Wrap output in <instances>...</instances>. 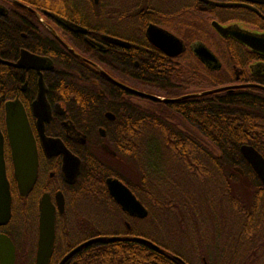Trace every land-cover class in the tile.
Segmentation results:
<instances>
[{
  "label": "flooded vegetation",
  "instance_id": "1",
  "mask_svg": "<svg viewBox=\"0 0 264 264\" xmlns=\"http://www.w3.org/2000/svg\"><path fill=\"white\" fill-rule=\"evenodd\" d=\"M207 1L234 6H213L202 0H0V131L11 194V217L0 226V264H38L43 198L55 213L53 252L46 264H87L90 260L93 264L90 256L98 251L91 248L93 244L66 258L78 245L94 238L71 226L72 194L84 160L123 158L118 143L128 140L130 106L176 123L189 137L204 143L207 139L195 134L176 112L188 109L185 101L212 95L195 96L215 89L204 88V82L216 76L226 79L221 87H232L223 91L264 92V54L231 36H221L213 26H231V31L264 39V2ZM152 27L175 37L182 50L172 55L180 48L167 46L165 51L154 46L147 37ZM156 29L152 30L159 32ZM201 48L215 61L199 59L195 52ZM69 58L83 66L81 73L72 69ZM195 81L199 85L194 88ZM14 100L24 109L38 158L37 180L25 197L19 195L13 176L5 126L4 104ZM65 152L71 168L79 161L72 181L63 171ZM237 171L243 175L242 170ZM106 192L109 197L107 188ZM109 198L121 215L136 219ZM123 226L130 229L127 220ZM72 235L82 239L73 247L71 242L76 239ZM114 236L140 237L129 233ZM113 252V247L107 249L108 264H114ZM171 256L174 259V253ZM203 263L207 264L205 259Z\"/></svg>",
  "mask_w": 264,
  "mask_h": 264
},
{
  "label": "trees",
  "instance_id": "2",
  "mask_svg": "<svg viewBox=\"0 0 264 264\" xmlns=\"http://www.w3.org/2000/svg\"><path fill=\"white\" fill-rule=\"evenodd\" d=\"M68 63L75 72L83 71L70 58ZM225 84V78L213 76L203 87L216 89ZM198 85L195 81L193 86ZM184 104L188 109L176 112L207 142L189 137L176 123L155 113L130 106L128 140L118 143L124 152L119 163L128 164V175L103 159L84 160L72 194L75 221L71 226L87 231L83 227L89 223L77 215L82 204L99 209L120 225L87 231L89 237L129 233L159 248L127 240L99 242L91 245L98 249L90 256L93 264H108L109 247L114 249V264H177L171 253L186 264H204L203 259L207 264H264V189L239 151L242 145L252 146L264 158V92L221 91ZM108 177L131 190L148 211L145 219L121 215L107 196ZM81 240H73L71 247Z\"/></svg>",
  "mask_w": 264,
  "mask_h": 264
},
{
  "label": "water",
  "instance_id": "3",
  "mask_svg": "<svg viewBox=\"0 0 264 264\" xmlns=\"http://www.w3.org/2000/svg\"><path fill=\"white\" fill-rule=\"evenodd\" d=\"M202 1L213 6H220V7L234 6V4H230V3H217L207 0H202ZM262 2H264V0H262ZM213 26L216 28V30L221 36L223 37L231 36L234 39L246 45L247 47H249L250 49L264 54V39L262 37H256L238 31H231L232 30L231 26L223 28L219 26L217 23H213ZM152 29H156V28L154 27L149 28L147 31V37L148 40L154 46L165 51L167 50V46L169 48L172 47L173 49H176V47L180 48L177 52L171 53L172 55H176L182 50V46L180 42L175 37L160 29H156V30L161 32L163 35L159 34V32H154V30ZM69 50L71 51V49ZM195 55L201 60L207 59V60L215 61L213 55L210 54V52L205 48L196 50ZM113 82L117 84L116 81ZM124 88L126 87L124 86ZM230 88L232 87H221L214 90L203 92L195 96H205L209 94H214L217 92H221L223 90H228ZM126 89L130 90L131 92L139 96H145L144 94L139 93L135 90H131L128 88ZM149 98L154 100H159L155 97H149ZM178 100L180 99H177V101ZM164 102H170V101L165 100ZM4 106L6 113L5 126H6L7 140H8V145L10 148L11 159L13 164V176L17 185L19 195L25 197L31 192L37 180L38 158H37L36 145L21 103L18 100L8 101L5 102ZM239 151L243 159L246 161V163L249 165L253 173L260 181L264 189V158L252 146L242 145L239 148ZM3 153H4V138L0 131V226L7 224V222L11 217V194H10L9 182L7 180L6 171H5ZM69 157L70 156L68 152H65L63 159V171L72 181L76 178V175L78 173L79 161L76 160L77 162H75V164L71 168ZM69 170L71 171L70 174L68 172ZM105 185L109 197H111L114 200V202L121 208V210L124 213H126L128 216L139 220L145 219L148 216V211L146 210V208L139 202V200H137L134 194L121 181H119L116 178H108L105 181ZM58 208L60 213H62L63 204L62 203L59 204ZM39 209L40 211H39V227H38L39 238H38V250H37V263L46 264L53 252V245L55 240V213H54V207L50 204L47 198H43V200L40 203ZM121 240H135L137 242L147 244L153 249L159 250L158 246L140 237L123 238L121 236H97L78 245L67 255L66 258L72 256L79 249L87 247L91 244H95L99 242H116ZM174 259L178 261L179 264H186L176 256L174 257ZM12 262L13 261H11V264Z\"/></svg>",
  "mask_w": 264,
  "mask_h": 264
},
{
  "label": "rangeland",
  "instance_id": "4",
  "mask_svg": "<svg viewBox=\"0 0 264 264\" xmlns=\"http://www.w3.org/2000/svg\"><path fill=\"white\" fill-rule=\"evenodd\" d=\"M122 160L123 159L117 160V161H113V162L110 163V165H111V167L113 169L128 175L129 166H128L127 163H126L127 167H125L124 163H119ZM133 174H134V176L136 174L134 170H133ZM240 188L242 189L243 187H240ZM240 188L239 189L237 188V193H239V191H241ZM249 194H251V192H249ZM79 205H80L78 207L79 208V212H77V215H79L80 217H83L84 219H86L85 222L89 223V226L86 228L87 231H92L93 230L95 232V231H98V230H101V229H117V228L120 227V225L117 222H115L112 218H110V216H105V214L102 211H99V209H97V208L96 209H92L91 207H83L84 205H82V204H79ZM71 220L75 221V217H73V215L71 216ZM222 230H225V226L222 227ZM87 231H85V232H87ZM79 232L80 231H77V233H79ZM77 235H75V237ZM72 237H73V235H72ZM73 239H78V237H76V238L73 237ZM224 242H225V240H222V244H224ZM214 244H216V241L213 242V245ZM208 250H209V252L212 255H214L212 249L209 248Z\"/></svg>",
  "mask_w": 264,
  "mask_h": 264
}]
</instances>
